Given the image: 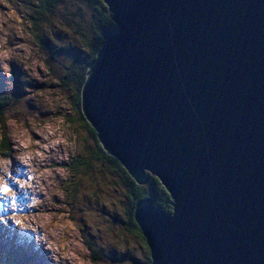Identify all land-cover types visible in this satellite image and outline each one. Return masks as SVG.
Here are the masks:
<instances>
[{
  "label": "water",
  "instance_id": "obj_1",
  "mask_svg": "<svg viewBox=\"0 0 264 264\" xmlns=\"http://www.w3.org/2000/svg\"><path fill=\"white\" fill-rule=\"evenodd\" d=\"M82 110L173 215L135 212L152 264H264V0H104Z\"/></svg>",
  "mask_w": 264,
  "mask_h": 264
},
{
  "label": "rangeland",
  "instance_id": "obj_2",
  "mask_svg": "<svg viewBox=\"0 0 264 264\" xmlns=\"http://www.w3.org/2000/svg\"><path fill=\"white\" fill-rule=\"evenodd\" d=\"M29 8L30 0H0V95L13 99L4 128L0 121V138L6 135L12 151L10 159L0 155V186L12 188L0 193V264H145L141 236L124 227L128 197L117 174L97 164L80 177L68 171L92 140L67 121L75 116L73 97L30 27ZM56 30L61 46L76 44L72 31ZM16 162L24 168L13 169ZM88 243L102 251L96 263Z\"/></svg>",
  "mask_w": 264,
  "mask_h": 264
},
{
  "label": "trees",
  "instance_id": "obj_3",
  "mask_svg": "<svg viewBox=\"0 0 264 264\" xmlns=\"http://www.w3.org/2000/svg\"><path fill=\"white\" fill-rule=\"evenodd\" d=\"M30 7L28 11L30 27L38 33L37 40L44 49L48 50L52 61L58 62L56 67L60 71V76L57 81L67 86L73 97L75 116L67 118V121L72 124L78 122L92 140L91 148H88L85 153L78 152L73 156L68 165V171L75 177H80L94 172L95 164H97L111 168L117 174L128 197V206H125L123 216L124 227L129 232L137 231V235L141 236L144 248L147 250L145 264H152L151 250L136 223L135 212L142 201L151 198L155 204L161 205L163 211L172 213L170 194L161 181L151 174L147 175L146 185L138 184L121 162L105 151L96 131L88 123L82 110V91L88 78L90 65L97 59L102 48L103 32L116 29L109 8L104 0H30ZM58 28L61 31H72L76 44L69 42L61 46L59 37L52 35L59 33L55 31ZM61 58H64L63 61ZM12 102L11 97L0 95V121L4 122L1 125L2 128L5 127L4 113ZM11 153L10 141L4 133H1L0 154L10 157ZM77 191L78 188L75 187L73 192H70L69 198L75 199ZM87 247L96 263L95 260L100 258L102 251L96 250L91 243H88Z\"/></svg>",
  "mask_w": 264,
  "mask_h": 264
},
{
  "label": "snow or ice",
  "instance_id": "obj_4",
  "mask_svg": "<svg viewBox=\"0 0 264 264\" xmlns=\"http://www.w3.org/2000/svg\"><path fill=\"white\" fill-rule=\"evenodd\" d=\"M16 183H18V181ZM11 192H12V188L9 187V185L7 183L0 186V193H3L5 197ZM23 196H24V194H22V198H23ZM11 204H12V206L16 205V194L15 193H13V195H12Z\"/></svg>",
  "mask_w": 264,
  "mask_h": 264
},
{
  "label": "bare ground",
  "instance_id": "obj_5",
  "mask_svg": "<svg viewBox=\"0 0 264 264\" xmlns=\"http://www.w3.org/2000/svg\"><path fill=\"white\" fill-rule=\"evenodd\" d=\"M16 161H17V160H16ZM23 162H24V161H23ZM14 165H17V166H13V169H14V168L18 169L19 166H20L21 169L24 168V167H23V163H22V164H21V163H20V164H17V162H16ZM21 209H22V208H21ZM22 236H23V235H22ZM43 247H44V246H43ZM47 257H48V256H47Z\"/></svg>",
  "mask_w": 264,
  "mask_h": 264
}]
</instances>
